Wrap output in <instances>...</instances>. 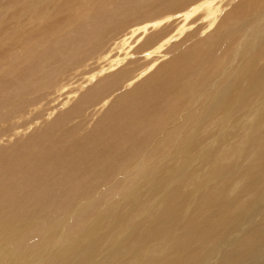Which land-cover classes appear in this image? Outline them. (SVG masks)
<instances>
[{
	"label": "bare ground",
	"instance_id": "bare-ground-1",
	"mask_svg": "<svg viewBox=\"0 0 264 264\" xmlns=\"http://www.w3.org/2000/svg\"><path fill=\"white\" fill-rule=\"evenodd\" d=\"M259 2L243 0L231 14L232 7L223 11V0H195L167 33L158 29L171 14L130 25L114 48L101 51L107 67L88 75L81 70L87 75L82 83L57 89L65 97L54 119L0 151V264H264V14L253 11ZM76 4L0 0L3 39L17 34L11 25L28 26L46 19L48 8ZM101 21L86 28L77 26L76 17L73 26L51 35L56 38L48 46L44 42L46 49L33 46L20 64L2 72L0 116L8 109L4 118L23 119L41 96L26 95L52 86L63 70L81 69L79 62L105 37L110 15ZM242 33L246 38L225 69L226 35ZM134 42L143 44L132 47ZM182 45L169 66L164 58ZM117 48L124 53L115 56ZM137 53L142 56L128 59ZM221 70L225 76L216 81ZM97 106H106L105 113L91 131L75 137L68 124ZM35 117L20 120L17 129ZM108 190L115 200L105 212L77 220L88 202ZM77 202L84 203L77 208ZM68 226L77 235L67 240ZM31 244L52 249L50 258L43 260L40 252L32 262Z\"/></svg>",
	"mask_w": 264,
	"mask_h": 264
},
{
	"label": "rangeland",
	"instance_id": "rangeland-1",
	"mask_svg": "<svg viewBox=\"0 0 264 264\" xmlns=\"http://www.w3.org/2000/svg\"><path fill=\"white\" fill-rule=\"evenodd\" d=\"M94 1H96L95 2L96 4L93 3ZM193 1H195V0H77V4L74 6L73 9H71L72 12L69 8L66 9L64 7V9H62L63 6H61V9H60V6L57 5L58 7L53 6L52 8L47 9L48 11H50L49 12L50 15L45 10L42 13L41 12L38 13L40 16H41V14H43L42 16H44L45 15L44 13L47 12V14L45 16L46 19H44V20H43L44 17L43 18L41 17L42 20H41V18L40 19L38 18L36 20H32L33 23L30 24V22H28V24H29L28 26H27V23L19 24V25L14 24L13 26L10 24L12 29L14 28V32L17 33L16 34L17 36H19V35L23 36V37L20 36L21 38L18 37L19 39L16 38V35L11 41L3 39L4 31L3 30L0 31V39H1L0 40V74H2V72H4V71L7 72L8 70H10V68L14 67V65L20 64L24 60L25 55L27 54V56H28L29 55L28 53H30L29 51L31 50L33 52V50L38 45L42 44L43 47L46 49L47 47L44 45V42L46 43V45L47 44L49 45L52 42L51 40L53 38L54 39L56 38V36L51 38V35L55 34L56 32H60V31L63 32L62 29H64V27L67 29L70 24L73 26V24L76 23V17H77V26H80V27L85 26L86 28H88L89 24L97 22L98 20L101 21V18H103L104 15L107 13L111 17V21H108L109 22L108 23V30L106 31V33L104 35L105 37H103L102 42L99 43L96 52L92 53L91 56H89L88 60L82 59V61L79 62L81 64L84 63V65L81 66V69L77 68V67H79V65H77V67H75V68L73 66V69L74 70L76 69L75 71L72 70V67H71V69L69 68L70 71H68V69L63 70L64 72L61 71V73L58 75V78H56L55 81H53L54 83L52 82V86L54 85L53 87L50 86L51 83H50V85L48 83L49 87L47 85L46 86L49 89L45 88V90H44L45 85L42 88L44 92L42 91V89L39 88L36 92H32V94L26 95L24 97L25 100H29V99H33L37 95H41V96H39L40 101L35 105V107L32 108L33 107L32 106L29 108V110L32 109L31 110L32 114L28 113L25 115L27 118H29L30 115H32L33 117L36 116L35 117L36 120L34 121L33 124L32 123H31V125L27 124L26 126H25V123L22 124V125H24V127L23 126L22 127L26 129L25 131L21 132V129H23V128L20 127L19 129H17V126L19 124H21L22 121H24V120L27 121L28 119L26 117H24L23 119H17V118L6 119V118H4V115L7 113L8 109L2 110L1 116H0V151L1 150L4 151V149L9 150L10 148L12 149V147L15 148L17 144L20 145L22 141H24L29 135H31L32 131L34 132V131L42 130V128L45 127V125L48 121L50 122L51 120H53L55 115H56L55 112L60 111L59 109H56V108H58L57 106H59L58 104L65 97V95H64L65 92H63V91L57 92L58 91L57 89H59L61 85H66V84H67L66 88H68V89L72 88L73 86H75L72 84L77 85V84H79V82L82 83V81L85 80L84 78L88 74L92 73L95 69L96 70L94 72L98 71L101 68V66L105 65L104 67H107V61H105V60L103 61V59L101 60L100 57L102 56L103 53L106 52L107 48L110 47V44L113 47L111 46L108 49L111 50L112 48H114V45L112 44V42L114 43V40L120 36L119 35L120 33L122 34V32L123 33L126 32L127 31L126 29L129 28L130 25H133L135 23L148 21L154 17H159V16L164 17V15L166 16V15L171 14V15H169L171 18L168 21H166L161 27H159L160 29H158V30H160L162 32H164L165 29L169 30V31H165L164 33L170 32L171 30L173 31L174 27L181 21V19L178 18L179 17L178 12L184 10V8L186 9L189 6V4H191ZM261 1L262 2L257 3L253 7V11L258 9V11L261 12V14H264V12H263L264 11V0H261ZM223 2H225V3H223L225 5L223 7L224 8L223 11H227V10H229L230 7H232L229 10L230 13L232 11L231 14H234L237 11V9H238V11H240L244 5L243 0H238V1L236 0V2L232 3L233 5H230V2L227 0H223ZM227 3H229L228 6L226 5ZM90 5H92V8ZM93 6L96 7L97 9L95 8V10H94ZM98 7H100L101 9ZM90 8H91V10L93 9V11H91ZM102 8L104 11L102 10ZM99 10H102V12ZM105 10H106V12H105ZM90 12L92 15L90 14ZM94 13L97 14V16ZM99 13H101V14H99ZM89 14H90V16H89ZM242 14H241V17H242ZM91 16H93L92 19H91ZM95 16H96L97 20L94 18ZM230 17H231L230 18L231 20H233V18H235L234 16H230ZM89 18H90V20L88 21ZM37 20H40V21L38 22ZM80 22L82 23L83 26L80 24ZM197 24H198V22L193 24L191 29H194L195 26H197ZM7 26L9 27V25H6V28H7ZM252 26H254V24L251 25L249 30L252 28ZM58 28L59 29L61 28V30H59ZM56 29H58L59 31H57ZM24 30H27V31L25 32ZM248 31H247V33H248ZM2 32H3V34H2ZM22 32L25 34H23ZM247 33H242V34H239L236 36H232L229 34L226 35L227 37H230L231 40L229 42L228 50L222 55V58H221V61L225 62L224 63L225 69L228 68L229 65H231L230 62L232 61V57H233V53H234V49L236 47V44L238 43V41L242 37L246 38ZM117 35H119V36H117ZM178 39H176L175 40L176 43L174 42L173 44L178 45L184 39V34L181 37H179ZM221 41H223V40L220 39L219 42H221ZM134 43L132 44V47L135 45H136V47H139V46H142V44H143V43H141L137 46V44L136 43L134 44ZM224 45H225L224 42H222L220 44V46H224ZM32 47L34 49H32ZM136 47H134V48H136ZM118 49H119V52H118ZM120 49L122 50V48H117V49L112 51L114 53L118 52L117 54H115V56L122 54V52L124 53L125 48L122 51ZM222 49H223V47L221 48V50ZM101 51H103V53ZM181 51H183V45L181 47H178L177 49H173L172 51H169L168 54L166 55V57L164 58V59H166L165 62L168 61L169 66L172 65V67H173V60H174L175 56L177 55V53H180ZM172 52H173V55H172ZM100 53H102V54H100ZM114 53H111V54L114 55ZM139 54H142V53L131 54V55H129L128 59L131 60V59H136V57H138V56L141 57L142 55L140 56ZM98 56H99V59H98ZM134 56H136V57L134 58ZM142 60L140 59V61H142ZM101 61H103V62H101ZM140 61L137 60V64L135 63L136 65H138V67L141 66L140 63H142L144 60L142 62H140ZM79 63H77V64H79ZM101 63H102V65H101ZM126 63L127 62L125 61L124 64L126 65ZM124 64H122V65L124 66ZM136 65H135V67H136ZM130 66H132V65H130ZM130 66H128V67H130ZM82 67H84V68H82ZM81 70L82 71L84 70V72L87 75L86 74H84L86 76L80 75L81 73L83 74V72H81ZM91 70H93V71H91ZM224 70H221L217 73V75L215 76L216 81L217 80L220 81L221 79H223V77L225 76V74H223ZM89 71H91V72H89ZM78 73H79V76H78ZM137 73H138V70H137V72L134 73V75ZM219 77H221V78H219ZM139 81H140V79H139ZM57 82L59 83V85ZM68 85H69V87H68ZM83 85H86V83L84 82ZM120 87H122V86L120 85ZM130 88H131V86H129L127 88H123L122 90L128 89L126 91H130L131 90ZM68 89H66V90H68ZM111 89L112 88H110V90L107 89L109 91V93L111 92ZM108 91H107V94H109ZM115 92H114V94H112L113 96H115V94L118 93V91H115ZM44 94H46L47 96ZM189 101L192 102V99H190ZM113 102H114V100L112 99L111 104ZM190 102H189V104H190ZM15 105H17V103L13 104L12 106H15ZM36 106H37V108H36ZM98 107L99 106H97V108H94V110H92L93 108H89L88 109L89 111H87V110L85 111L87 115L83 114L81 116V118H75V119H73V122H70L68 124V126L75 128V134L77 135L75 137H81L82 135L86 134L87 132H89L93 129V127L95 126V123H97L98 119L105 113L106 108H107L105 106V109L103 111V107L102 108H98ZM185 107H188V106H185ZM192 107L194 108V106H191V108ZM37 109H38V111H37ZM97 109H99V112L94 113L95 111H98ZM27 110H28V108L26 109V111ZM33 110H34V113L35 114L37 113L38 115L37 114L34 115ZM50 110H51V112H50ZM100 110H101V112H100ZM35 111H37V112H35ZM186 112L187 111H182L183 114ZM88 113H89L90 117H87ZM37 118H38V120H37ZM20 120H22V121L19 123ZM40 120H41V122H40ZM29 126H31V128ZM28 127H29V129H28ZM68 129H70V128H68ZM70 135H72V131H71ZM69 139H71V137ZM120 188H121L120 186H118V188H116L117 192L119 191ZM110 194H111V191H109L108 195H101L98 198H96L95 200L90 201V203L88 202L87 206L85 208L86 210L84 209L83 210L84 212L81 215L77 216V220L78 219L83 220L88 215L89 216L90 215L91 216L92 215L97 216V214H99V213L101 214V213L105 212L110 206L109 205V203H111L110 201L115 200V198H112V196H110ZM83 203L84 202H77V208H79V206H81ZM68 227L66 228V236L67 237L70 236V237L67 238V240L72 238L73 236L77 235V232H79V230H80L79 224L77 225V229L75 230V231H77L79 229L76 233H75V231L72 232L73 230L70 227L69 228ZM73 233H75V234H73ZM66 236L64 238H66ZM37 247H40V248H38V250H37ZM28 249H31V251H34L32 253V259H33L32 262L34 260L36 261V258L39 259L43 253H44V255L46 253V255H45L46 257L44 256L43 260L50 258V256L49 257H47V256L49 255L50 251H52V249L49 250V248L46 249V247H41V246L35 247L34 245L32 246V244L29 245ZM40 252H42V253H40ZM39 253L41 254V256ZM43 260H42V262H43ZM40 262L41 261L38 260L37 262H34V263L40 264Z\"/></svg>",
	"mask_w": 264,
	"mask_h": 264
}]
</instances>
